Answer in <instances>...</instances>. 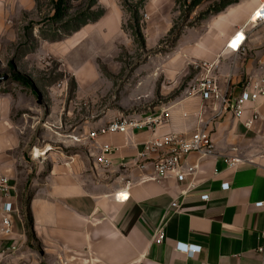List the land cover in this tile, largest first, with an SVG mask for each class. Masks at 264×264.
<instances>
[{
    "label": "crops",
    "instance_id": "obj_1",
    "mask_svg": "<svg viewBox=\"0 0 264 264\" xmlns=\"http://www.w3.org/2000/svg\"><path fill=\"white\" fill-rule=\"evenodd\" d=\"M244 1L217 20L204 37L181 47L185 29L177 42L183 64L216 62V79L234 98L250 78L264 86V24L250 21L259 1L252 0L247 14L239 16ZM98 3L106 13L98 23L78 32L81 44L114 43L124 33L130 13L123 0ZM177 4V0H142L138 11L144 16L148 47L172 31ZM239 31L246 40L236 51L229 42ZM177 64L173 61L170 67ZM197 72L191 82L201 76ZM187 90L155 108L157 112L169 109L168 122L155 129L136 128L92 138L93 130L115 118L75 126L74 138H63V145L73 150L54 152L47 147L30 186L26 170L19 172L28 162L21 143L12 141L9 152H3L0 137V179H11L14 197L20 187L30 188L28 208L35 236L29 237L21 211L15 214L13 237L4 236L0 214V254L7 256L9 264H264L260 251L264 248V204L256 205L264 202V96L256 106L260 118L250 125L254 109L239 118L212 100L188 97ZM199 128L211 132L217 155L202 163L195 190L184 194L186 184L173 177L157 180L152 167H138L139 152L147 142ZM106 145L117 148L110 154V165L98 160ZM226 159L238 161L231 167ZM226 182L230 184L227 190L222 188ZM205 194L209 200L202 199ZM176 200L177 210L171 206ZM163 219L166 239L157 244L153 236ZM14 241L20 247L11 253L8 246ZM178 242L197 244L202 250L189 257L177 250Z\"/></svg>",
    "mask_w": 264,
    "mask_h": 264
},
{
    "label": "rangeland",
    "instance_id": "obj_2",
    "mask_svg": "<svg viewBox=\"0 0 264 264\" xmlns=\"http://www.w3.org/2000/svg\"><path fill=\"white\" fill-rule=\"evenodd\" d=\"M251 2L246 0L239 16ZM177 3L172 31L148 47L141 1L123 0L130 16L119 40L81 44L78 32L106 13L98 0H0V137L3 152L12 141L21 143L28 162L19 172L29 174L28 186L47 147L73 150L63 138L73 139L75 126L122 114L151 117L161 112L157 106L182 97L199 71L183 64L177 49L183 30L186 47L241 0ZM173 61L178 64L171 68ZM15 198L27 225L30 188L20 187Z\"/></svg>",
    "mask_w": 264,
    "mask_h": 264
},
{
    "label": "built area",
    "instance_id": "obj_3",
    "mask_svg": "<svg viewBox=\"0 0 264 264\" xmlns=\"http://www.w3.org/2000/svg\"><path fill=\"white\" fill-rule=\"evenodd\" d=\"M259 5L254 10L256 17L252 23L264 24V0H258ZM240 31L235 34L238 38ZM246 40V36L238 46L230 47L238 51ZM196 69L201 72V76L192 81L188 87V97L201 96L204 100H212L220 105L222 111H231L236 117H243L249 108L254 109L253 116L249 124H253L260 118L257 110V104L264 96V86L260 82L253 83L252 78L237 97H232L225 92L219 85L215 72L217 69L216 62L206 60L200 61L195 65ZM168 108H163L161 112L142 118L135 116H120L110 121L107 125L93 130L90 135L97 138L100 135L110 133H127L131 129L151 128L155 129L168 122ZM187 117L188 114H185ZM117 151V148L106 145L102 148V153L98 157L101 164L110 165V154ZM109 155V158H108ZM217 155V145L210 131L199 128L191 133H169L162 137L147 142L138 155V167L141 170H147L152 167L155 173V179L163 180L173 177L178 182L187 185L184 194L195 190L197 179L201 172L202 163ZM238 159H226L228 166H234ZM230 187L228 182L222 184V188L227 190ZM13 186L8 176H2L0 179V214L2 215L1 233L11 238L15 233V214L20 212V207L13 194ZM208 194L202 195V199L209 200ZM264 202H258L257 206H263ZM172 208H179V202L176 200L172 203ZM166 239V222L163 219L158 225L153 240L157 244H162ZM17 241L8 246L11 253L19 249ZM177 250L193 257L196 253L201 252L202 246L178 242ZM264 252V248H260ZM0 264H9L7 256L0 254Z\"/></svg>",
    "mask_w": 264,
    "mask_h": 264
},
{
    "label": "trees",
    "instance_id": "obj_4",
    "mask_svg": "<svg viewBox=\"0 0 264 264\" xmlns=\"http://www.w3.org/2000/svg\"><path fill=\"white\" fill-rule=\"evenodd\" d=\"M238 1L239 0H234V2H238ZM141 2H142V0H141ZM16 77H17L18 81H21V82L24 83V79L23 78H21L18 75ZM27 209H28L27 225H26L27 226V231H28L29 237L34 238L35 236H34V231H33V217H32V213H31L30 209L29 208H27Z\"/></svg>",
    "mask_w": 264,
    "mask_h": 264
},
{
    "label": "bare ground",
    "instance_id": "obj_5",
    "mask_svg": "<svg viewBox=\"0 0 264 264\" xmlns=\"http://www.w3.org/2000/svg\"><path fill=\"white\" fill-rule=\"evenodd\" d=\"M255 19H256V17L254 16V12H253L250 21H251V22H254L253 20H255ZM243 38H244V34L242 33V31H240V35H239V37H238V38H235V36H234L233 38H231V40H230L229 43H230L232 46H238V45L240 44V42L242 41ZM229 46H230V45H229ZM36 152H38V149H36ZM127 196H128V195H126V197H125V195H121L122 198H127Z\"/></svg>",
    "mask_w": 264,
    "mask_h": 264
}]
</instances>
